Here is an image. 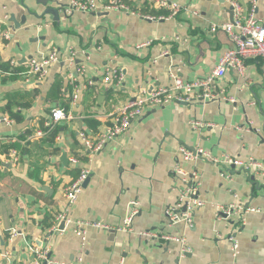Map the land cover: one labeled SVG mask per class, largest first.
Instances as JSON below:
<instances>
[{
  "label": "crops",
  "instance_id": "obj_1",
  "mask_svg": "<svg viewBox=\"0 0 264 264\" xmlns=\"http://www.w3.org/2000/svg\"><path fill=\"white\" fill-rule=\"evenodd\" d=\"M96 1L102 7L108 0ZM171 1L182 6L177 15L146 19L144 15L167 11L153 6L152 0H122L127 11H74L66 16L62 9L68 0H0V70L22 69L40 50H56L65 58L52 64L40 81L0 74V115L12 121H0V264L5 254L35 264L31 245L50 253L48 264L79 258L83 264H264V188L256 190L244 171L209 159L184 160L179 150L200 146L217 158L264 160L261 57L246 58L243 74L229 68L217 84L233 102L220 96L193 97L148 107L128 132L109 141L90 162L77 140L82 129L93 135L105 130L108 114L138 87L167 84L169 73L186 80L204 76L233 47L223 31H209L212 23L231 20L230 1ZM232 1L247 12L248 0ZM47 8L56 9L58 16ZM256 15L264 25V0H257ZM148 39L149 45L136 48ZM70 51L85 65L84 73L68 63ZM106 68L123 74L121 84L103 81ZM74 88L79 97L71 102ZM7 103L19 119L10 115ZM55 107L64 110L65 118L55 124L50 141L43 127ZM193 121L201 123L199 128H193ZM73 156L89 167V178L69 206L64 190L81 167L71 164ZM175 166L187 176L198 175L196 196L204 204L194 209L192 226L167 221L166 210L176 205L184 187ZM131 200L138 202V211L128 232L120 227ZM232 202L255 210L215 217L217 204ZM64 210L75 220L109 227L88 226L82 241L72 224L54 228L56 215ZM148 230L157 236L139 235ZM231 233L238 240L236 255L227 240ZM164 235L181 237L185 244Z\"/></svg>",
  "mask_w": 264,
  "mask_h": 264
},
{
  "label": "built area",
  "instance_id": "obj_2",
  "mask_svg": "<svg viewBox=\"0 0 264 264\" xmlns=\"http://www.w3.org/2000/svg\"><path fill=\"white\" fill-rule=\"evenodd\" d=\"M230 1L233 15L230 21L221 23H212L209 31L215 32L217 30L223 31L229 40L233 43V47L226 49L219 57L216 65L212 70L204 76H198L191 80H186L178 74L169 73L170 82L167 84H159L153 86L151 89L145 86H140L134 95L127 98L124 102H121L111 111L109 115V125L105 130L92 134L82 129L77 133V140L84 152L88 161L103 150L109 141L125 134L130 129L132 122L143 114L144 110L148 107L163 106L171 102H188L193 97L199 100H212L217 97L222 99L234 101L235 99L231 96L223 95L222 90L218 89L217 84L226 74V71L234 69L239 74H243L245 69V60L248 57L259 56L264 62V25L260 18L256 15L257 0H248L249 7L247 12H243V7L232 0ZM153 6L156 8L164 9L167 14L161 15H144L146 19H159L164 17H173L177 15L182 6L177 2L171 0H152ZM99 9L103 10H128V7L122 2V0H108L102 7L97 3L96 0H68L67 4L63 7L62 11L64 15H70L74 11L79 12H90ZM196 13L195 11H193ZM1 23V21H0ZM3 36L7 37L8 33H2ZM151 40H144L136 44V48L141 49L149 45ZM166 53V51L164 52ZM76 52L70 51L69 56L66 58L69 64L74 65L75 70L82 74L85 71V65L75 61ZM88 59V55L86 56ZM61 58L59 52L51 50L48 52L38 51L33 55L25 64L24 68L15 70L9 68L8 70H0L2 76L19 75L20 77L29 80L34 78L38 81L45 78L49 68L55 62H58ZM116 79V84H121L123 80V74L115 68H106L105 76L103 81L107 84L112 83ZM89 85H92V81H88ZM79 97V90L74 88L70 93L69 98L71 102H75ZM65 118V112L61 107H55L51 110L48 120L45 122V126L51 128L58 121ZM0 121L10 124L12 121L6 115H0ZM193 128H199L201 125L198 121H193ZM206 125V124H204ZM44 132L37 131V134H43ZM180 154L184 160H197L199 158L209 159L212 164L223 163L232 169L244 171L249 177L254 176L256 178H264V160H259L255 157L249 156L247 158H241L239 156L225 155L222 158H217L211 154L209 150H206L200 146L188 148L180 146ZM16 160V152L13 151L11 154ZM70 162L73 166H81L79 169L78 176L71 181L64 190L67 204L70 206L74 204L78 196L80 195L83 187V182L89 176V167L85 164L80 165L81 160L78 156L70 158ZM175 172L183 175L184 187L180 189L178 201L174 207L166 210L167 221L169 223H175L178 221L185 222L188 226H192V214L195 208L201 207L204 202L196 196L197 190V173L191 172L186 175L185 172L175 166ZM229 176V174H227ZM129 212L124 218L122 227L123 231L132 232V219L138 211V202L135 200L130 201ZM253 207L243 206L238 202H232L229 204H217L215 206V217L216 218H227L231 215H241L249 211H254ZM64 221V225H73L74 233L85 240L87 233V227L92 225L95 227L108 229L109 226L101 224L100 222H89L84 220H75L68 215L67 210L61 211L56 215V223L54 228L61 222ZM12 234L16 235V231L12 230ZM139 235L153 238L157 236V233L153 231H139ZM166 240H177L185 244V240L181 237L164 235ZM228 243L233 255L238 252V240L236 234H228ZM185 250V249H184ZM29 251L35 255V264H39L43 260H47V251L42 250L35 245L29 247ZM82 259H77L76 262L69 264H83ZM3 264H30L27 260L19 261L13 259L9 254H5Z\"/></svg>",
  "mask_w": 264,
  "mask_h": 264
},
{
  "label": "water",
  "instance_id": "obj_3",
  "mask_svg": "<svg viewBox=\"0 0 264 264\" xmlns=\"http://www.w3.org/2000/svg\"><path fill=\"white\" fill-rule=\"evenodd\" d=\"M230 10H231V15H233V11H232V7L231 6H230ZM46 12L47 13H52L54 15L57 14V16H58V11L56 9H54V8H47ZM11 19H13V18L11 17ZM231 19H232V17H231ZM15 25H16V28L19 27V24H15ZM62 158H66V156L63 154ZM88 178L89 177H87L85 179V181L83 182V185L88 181ZM250 180H251V184L254 185V188L256 190H261V189L264 188V178H260V179L258 178L256 180L254 176H250ZM63 227H64V221H61L59 226H58V229L60 230ZM49 258H50V253L47 256V259H49ZM40 264H48V261L47 260H43Z\"/></svg>",
  "mask_w": 264,
  "mask_h": 264
},
{
  "label": "trees",
  "instance_id": "obj_4",
  "mask_svg": "<svg viewBox=\"0 0 264 264\" xmlns=\"http://www.w3.org/2000/svg\"><path fill=\"white\" fill-rule=\"evenodd\" d=\"M162 13L163 12H159V13H156L154 15H161ZM6 69H9V67L7 68V67L4 66L3 70H6ZM58 84H59V88H60V81H58ZM26 105H29V104H26ZM6 107H7L8 112L10 113V115L15 120L19 119V113L11 111V105L9 103H7ZM43 129L45 130V134L47 135V139L48 140L51 141V140H53L55 138V135H56V132H57L55 125L52 126L51 128L44 126Z\"/></svg>",
  "mask_w": 264,
  "mask_h": 264
}]
</instances>
